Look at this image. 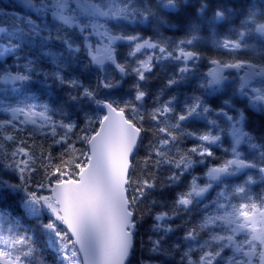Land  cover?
I'll use <instances>...</instances> for the list:
<instances>
[{
  "label": "snow or ice",
  "instance_id": "snow-or-ice-1",
  "mask_svg": "<svg viewBox=\"0 0 264 264\" xmlns=\"http://www.w3.org/2000/svg\"><path fill=\"white\" fill-rule=\"evenodd\" d=\"M0 86V264H264V0H8Z\"/></svg>",
  "mask_w": 264,
  "mask_h": 264
},
{
  "label": "trees",
  "instance_id": "trees-1",
  "mask_svg": "<svg viewBox=\"0 0 264 264\" xmlns=\"http://www.w3.org/2000/svg\"><path fill=\"white\" fill-rule=\"evenodd\" d=\"M0 7L7 9L8 0H0ZM121 51L126 55L128 49L125 46L124 48L121 49ZM151 54H152L151 50H142L140 53H137V57H139L140 59H146V57L148 55H151ZM129 59H132V58H129ZM208 68H209V65L207 64L206 61H204L202 63V66L200 67L199 71L201 73H203V72L208 71ZM84 79H85V81H87L89 79V77L86 76V77H84ZM129 80H131V77H129ZM153 83L155 85H159L161 83V81L160 80H153ZM0 87H2V86H0ZM56 118H58V117H56ZM184 147H192V141H186L184 144ZM216 155H217L216 160H212L211 158H209V161H208L209 165L219 163L220 159L223 158V153L220 150H217ZM194 174L203 178V166L198 167ZM189 179H191V177H189ZM186 183H187V181L185 182V184ZM180 190H184V186H182V188ZM214 196H215V192H211L210 198L214 197ZM201 207H202V205H201ZM188 219H191L193 222H195V220L197 219V216L195 213H193L188 217ZM178 223H183V221H178Z\"/></svg>",
  "mask_w": 264,
  "mask_h": 264
}]
</instances>
